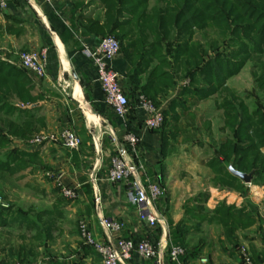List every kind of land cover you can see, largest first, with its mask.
<instances>
[{"label":"crops","instance_id":"1","mask_svg":"<svg viewBox=\"0 0 264 264\" xmlns=\"http://www.w3.org/2000/svg\"><path fill=\"white\" fill-rule=\"evenodd\" d=\"M101 15L98 0H66L52 5L43 0H8L7 7L0 9V64L23 71L34 98L26 104L14 95L8 100L17 110L7 118L9 121L22 124L29 120L34 125L26 139L12 138V148L30 154L32 161L17 173V179H28L32 191L42 198L28 201L25 210H10L5 217L7 224L0 227V264H101L98 255L81 241L77 223L86 221L94 238L106 242L102 219L124 225L121 232L112 233L113 238H148L155 244L165 241L168 246H183L185 264H243L242 249L252 264H264V186L244 184L241 193L212 184L214 175L206 163L216 146L225 141L226 133L221 131L223 124L180 123L195 104L190 96L181 95L182 82L156 97L167 123L161 130L150 131L143 123L145 113L136 108L139 90L131 91V65L120 52L110 67L120 76L130 98L129 112L124 118H116L104 105L85 54L97 48L103 36L95 28L84 27ZM29 51L44 53V78L38 79L19 66L18 53ZM64 129L80 139L78 148L68 149L57 141L28 145L39 133L56 135ZM110 131L119 139L126 131L140 137L138 160L145 166L146 177L165 193L156 206L166 222L165 231L146 228L127 198L126 184L106 180L115 151L108 137ZM96 136L100 138L98 152L92 140ZM59 184L75 189L77 199L55 198L51 191L56 192ZM200 194H206V199L202 200ZM219 202L246 207L253 214V224L227 238L215 223H200L189 214V209L204 208L209 216ZM127 264L152 262L133 256Z\"/></svg>","mask_w":264,"mask_h":264},{"label":"trees","instance_id":"2","mask_svg":"<svg viewBox=\"0 0 264 264\" xmlns=\"http://www.w3.org/2000/svg\"><path fill=\"white\" fill-rule=\"evenodd\" d=\"M98 1L102 15L84 27L119 41L120 52L132 68V93L139 90L156 105V97L165 95L181 78L189 80L182 96L206 100L229 93L216 106L222 110L221 131L227 136L206 165L220 188L244 191V183L229 172V166L244 174L252 171L251 183L264 186V0H158L152 6L149 0ZM207 33L216 36L203 43L194 40L196 34L205 37ZM248 62H253L257 92L246 97L254 99L250 104L227 87V81ZM28 84L23 71L0 64V175L13 176L32 163L30 154L11 145L12 138L26 139L34 125L29 120L17 124L7 119L17 112L8 103L11 95L23 104L34 100ZM163 115L161 129L167 123ZM199 197L205 200L207 195ZM9 212L0 208V227L7 224ZM189 214L200 223H215L227 238L254 222L246 207L225 202H219L209 216L204 208L189 209Z\"/></svg>","mask_w":264,"mask_h":264},{"label":"built area","instance_id":"3","mask_svg":"<svg viewBox=\"0 0 264 264\" xmlns=\"http://www.w3.org/2000/svg\"><path fill=\"white\" fill-rule=\"evenodd\" d=\"M46 4H62L66 0H43ZM8 0H0V9L6 8ZM95 73L96 82L103 94V103L116 118H124L129 112L131 101L125 93L120 76L110 67V62L120 54V43L113 36H105L94 50H86ZM45 55L38 52H19L18 64L38 79L46 75ZM187 82H182L184 86ZM136 108L145 113L144 126L150 131L160 130L164 115L160 108L143 94H136ZM110 142L115 148L110 157L106 180L110 183H125L126 195L129 202L138 210V220L149 230L161 228L166 230V222L157 211L156 206L165 196L158 183L146 177L145 166L138 160L140 137L133 131H126L119 139L113 131L108 132ZM98 152L100 138H92ZM49 141H57L63 147L76 149L80 146V139L69 129L58 134L39 133L32 138L28 145H41ZM92 181L94 179L91 176ZM60 195L69 200L77 199V192L71 187L58 185ZM98 191L95 190L97 199ZM0 208L8 209L9 205L0 197ZM101 227L107 235L106 242L97 241L90 231L86 221L79 222V236L83 244L92 249L100 258L101 264H127L136 256L142 261L152 264H185L182 258L186 251L180 245L168 246L164 241L157 244L148 238L130 239L127 237L113 238L114 232H121L124 225L110 219H102ZM243 264H252L249 254L241 250ZM202 263L205 261L202 260Z\"/></svg>","mask_w":264,"mask_h":264},{"label":"rangeland","instance_id":"4","mask_svg":"<svg viewBox=\"0 0 264 264\" xmlns=\"http://www.w3.org/2000/svg\"><path fill=\"white\" fill-rule=\"evenodd\" d=\"M149 3L150 6H152L158 3V0H149ZM215 36L209 33H207L205 37L204 36L202 37L200 34H196L194 40L203 43L206 39L209 40L208 37L214 38ZM252 66H253V62H248L246 66L237 75H235L234 77L230 78L227 81V87L229 91L235 92V94L241 99H243L244 102L247 104L253 102L254 99L253 98L247 99L246 97H248L249 95L251 96L254 93H257L255 89L254 80L251 75V71L253 68ZM179 81L180 82L186 81L187 83L184 86L185 87L189 86L188 79L181 78L177 80V82ZM229 95H230L229 93H223L221 96L215 94L206 100H198L197 98H193L192 96H190V98L195 102L194 110L190 111L189 109L188 116L184 120L180 121V123L181 124H223L222 110L217 109L216 106L220 102L222 96L228 97ZM200 101H204V102H200ZM1 115L2 114L0 113V116ZM206 133H207L206 131H203L204 135H207ZM223 133L225 134V132ZM214 135L216 136V131L214 132ZM197 147L200 148V146ZM201 150L205 151L203 149V146L201 147ZM202 155L205 156V154ZM17 176H18L17 174L13 176L6 174L0 175V197L5 203H7L10 206L9 210H11V212L13 213L16 211L18 207L23 208L25 210L28 201H38L42 199L41 194L32 191L31 182L26 181L28 179L19 180L17 179L18 178ZM212 178H213L212 184L216 187H219L218 185H216V183L214 184V176ZM55 190L56 192L51 191V194L54 195V197L57 199H62L61 198L62 196L59 193L58 186L55 188ZM78 229H79V223H77V230ZM78 234H79V230H78ZM15 242L16 240L13 239L12 243L15 244Z\"/></svg>","mask_w":264,"mask_h":264},{"label":"water","instance_id":"5","mask_svg":"<svg viewBox=\"0 0 264 264\" xmlns=\"http://www.w3.org/2000/svg\"><path fill=\"white\" fill-rule=\"evenodd\" d=\"M228 170L232 175L239 178L244 184H250L251 183V177L253 174L252 171L249 174H244V173H240V172L233 170L231 166L228 167Z\"/></svg>","mask_w":264,"mask_h":264}]
</instances>
